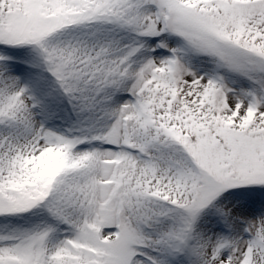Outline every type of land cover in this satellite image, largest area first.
Returning <instances> with one entry per match:
<instances>
[{
  "label": "snow or ice",
  "instance_id": "6c2138e0",
  "mask_svg": "<svg viewBox=\"0 0 264 264\" xmlns=\"http://www.w3.org/2000/svg\"><path fill=\"white\" fill-rule=\"evenodd\" d=\"M0 264H264V0H0Z\"/></svg>",
  "mask_w": 264,
  "mask_h": 264
}]
</instances>
